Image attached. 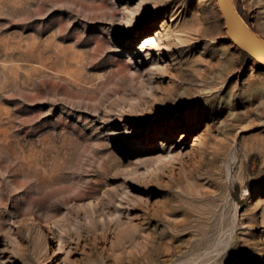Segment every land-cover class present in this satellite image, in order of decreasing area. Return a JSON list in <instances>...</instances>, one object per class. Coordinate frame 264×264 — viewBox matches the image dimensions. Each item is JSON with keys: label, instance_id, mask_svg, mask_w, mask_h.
<instances>
[{"label": "rangeland", "instance_id": "374dc122", "mask_svg": "<svg viewBox=\"0 0 264 264\" xmlns=\"http://www.w3.org/2000/svg\"><path fill=\"white\" fill-rule=\"evenodd\" d=\"M0 264H264V65L216 0H0Z\"/></svg>", "mask_w": 264, "mask_h": 264}, {"label": "water", "instance_id": "95a60500", "mask_svg": "<svg viewBox=\"0 0 264 264\" xmlns=\"http://www.w3.org/2000/svg\"><path fill=\"white\" fill-rule=\"evenodd\" d=\"M229 38L241 50L264 65V38L255 32L235 8L233 0H216Z\"/></svg>", "mask_w": 264, "mask_h": 264}, {"label": "bare ground", "instance_id": "6f19581e", "mask_svg": "<svg viewBox=\"0 0 264 264\" xmlns=\"http://www.w3.org/2000/svg\"><path fill=\"white\" fill-rule=\"evenodd\" d=\"M155 43H156V41L153 38V35L150 34V35H145L144 37H142L141 42H140V46L142 48H145V47L148 48L149 46H151V47L155 46ZM161 49H163V48H160V47L158 48V50H161Z\"/></svg>", "mask_w": 264, "mask_h": 264}]
</instances>
